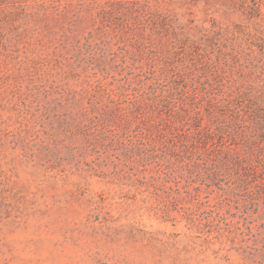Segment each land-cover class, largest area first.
Segmentation results:
<instances>
[{
	"label": "rangeland",
	"instance_id": "obj_1",
	"mask_svg": "<svg viewBox=\"0 0 264 264\" xmlns=\"http://www.w3.org/2000/svg\"><path fill=\"white\" fill-rule=\"evenodd\" d=\"M0 264H264V0H0Z\"/></svg>",
	"mask_w": 264,
	"mask_h": 264
}]
</instances>
